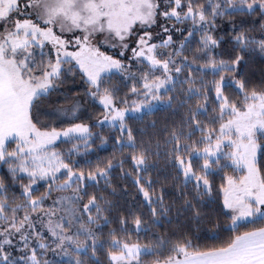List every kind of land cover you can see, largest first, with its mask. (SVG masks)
<instances>
[{
  "label": "snow or ice",
  "instance_id": "obj_1",
  "mask_svg": "<svg viewBox=\"0 0 264 264\" xmlns=\"http://www.w3.org/2000/svg\"><path fill=\"white\" fill-rule=\"evenodd\" d=\"M0 264H264V0H0Z\"/></svg>",
  "mask_w": 264,
  "mask_h": 264
},
{
  "label": "trees",
  "instance_id": "obj_2",
  "mask_svg": "<svg viewBox=\"0 0 264 264\" xmlns=\"http://www.w3.org/2000/svg\"><path fill=\"white\" fill-rule=\"evenodd\" d=\"M158 115H159V116H163L164 113H159ZM97 143H99V142H97ZM99 154H100V156H102V157L110 156V155H111L110 145H109V150H108V151H101Z\"/></svg>",
  "mask_w": 264,
  "mask_h": 264
}]
</instances>
